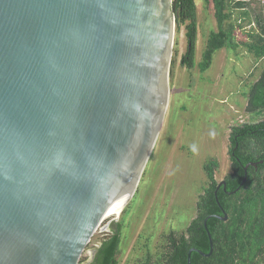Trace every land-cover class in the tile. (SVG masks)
Returning <instances> with one entry per match:
<instances>
[{
	"label": "water",
	"instance_id": "95a60500",
	"mask_svg": "<svg viewBox=\"0 0 264 264\" xmlns=\"http://www.w3.org/2000/svg\"><path fill=\"white\" fill-rule=\"evenodd\" d=\"M175 30L173 0H0V264H80L128 204L164 123ZM205 228L210 252L188 264L214 250Z\"/></svg>",
	"mask_w": 264,
	"mask_h": 264
},
{
	"label": "rangeland",
	"instance_id": "374dc122",
	"mask_svg": "<svg viewBox=\"0 0 264 264\" xmlns=\"http://www.w3.org/2000/svg\"><path fill=\"white\" fill-rule=\"evenodd\" d=\"M198 42L195 67L181 65L187 49L185 27L175 30L170 70V97L164 123L148 159L136 191L119 216L107 217L83 253L80 264H90L91 256L107 238L115 220L121 224L119 264H135L150 250L157 252L171 230L185 231L197 215V202L208 180L203 170L211 157L219 161L216 172L221 182L232 171L230 133L232 127L251 120L248 92L264 73V58L255 57L241 41L237 48L216 52L212 66L202 73L199 64L210 32L217 30L212 3L195 0ZM256 13H264V3L254 0ZM245 31L249 23H245Z\"/></svg>",
	"mask_w": 264,
	"mask_h": 264
},
{
	"label": "trees",
	"instance_id": "16d2710c",
	"mask_svg": "<svg viewBox=\"0 0 264 264\" xmlns=\"http://www.w3.org/2000/svg\"><path fill=\"white\" fill-rule=\"evenodd\" d=\"M212 3L218 29L210 32L200 71L205 73L212 66L216 52L237 48L238 32L244 31L247 41H241L256 65L264 58V13H256L254 0H205ZM264 3V0H261ZM176 28L185 27L187 49L181 65L193 69L198 42V16L195 0H173ZM245 23L249 30L245 31ZM175 64L173 60L172 65ZM248 113L251 120L232 127L230 156L232 171L223 179L219 189L216 179L219 161L208 159L203 170L208 186L197 202V215L185 231L171 230L165 244L157 252L148 251L135 264H188L192 248L206 254L210 252L207 229L212 235L214 250L211 255L193 252L191 264H264V73L248 92ZM249 166L247 179L245 166ZM217 192V194H216ZM224 221L213 215L224 217ZM121 224L117 231L105 238L97 250L92 264H119L121 253ZM82 262V259L81 261Z\"/></svg>",
	"mask_w": 264,
	"mask_h": 264
},
{
	"label": "bare ground",
	"instance_id": "6f19581e",
	"mask_svg": "<svg viewBox=\"0 0 264 264\" xmlns=\"http://www.w3.org/2000/svg\"><path fill=\"white\" fill-rule=\"evenodd\" d=\"M125 207H126V206H125ZM122 211H123V210H121V211H119V212H117V213H115V214H112V215H110V216H114V215H115V216H119V215L122 213ZM110 216H108V217H110ZM119 217H120V216H119Z\"/></svg>",
	"mask_w": 264,
	"mask_h": 264
},
{
	"label": "flooded vegetation",
	"instance_id": "af4514ba",
	"mask_svg": "<svg viewBox=\"0 0 264 264\" xmlns=\"http://www.w3.org/2000/svg\"><path fill=\"white\" fill-rule=\"evenodd\" d=\"M93 262V261H92ZM92 262L90 264H92Z\"/></svg>",
	"mask_w": 264,
	"mask_h": 264
}]
</instances>
